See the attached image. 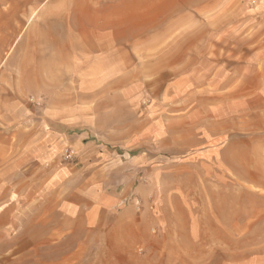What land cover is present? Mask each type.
Wrapping results in <instances>:
<instances>
[{"label":"rangeland","instance_id":"obj_1","mask_svg":"<svg viewBox=\"0 0 264 264\" xmlns=\"http://www.w3.org/2000/svg\"><path fill=\"white\" fill-rule=\"evenodd\" d=\"M258 179L264 0H0V264H232Z\"/></svg>","mask_w":264,"mask_h":264},{"label":"crops","instance_id":"obj_2","mask_svg":"<svg viewBox=\"0 0 264 264\" xmlns=\"http://www.w3.org/2000/svg\"><path fill=\"white\" fill-rule=\"evenodd\" d=\"M127 0H122V5L126 4ZM77 46H80L81 48L84 47V45L77 44ZM76 50V49H73ZM252 183L253 190L249 189L245 192L246 194V205L243 204L244 207H239V201L238 197L239 194L231 193V201H230V213L231 217L230 219H224V217L217 211V208H215V213L217 212L218 215H220V225H218L217 222H214V229L217 231V233L221 234L223 233V229H231L233 230H247L249 234L255 233L258 238L254 240L257 245L261 246V248L258 251H253L252 254L248 251L246 254V259L244 257H240L233 253V246L239 245V239H231V246H232V253L230 255V262L233 264H264V179H258L254 180ZM244 209V210H243ZM216 213V215H217ZM124 212H122V228L129 227L131 228L134 224H128L126 221H124L123 218ZM229 222V226H223L224 222L225 224ZM189 228L194 227V225L189 224ZM247 232V233H248ZM260 235L262 236L260 239ZM250 239H247V242L249 243ZM251 245V244H249ZM144 259L142 258H136L130 257L128 255H122V264H141ZM60 262L58 264H62V260H59ZM158 261V258L156 259ZM50 262V260L48 261ZM103 262H108V260H103ZM55 264V263H54Z\"/></svg>","mask_w":264,"mask_h":264},{"label":"built area","instance_id":"obj_3","mask_svg":"<svg viewBox=\"0 0 264 264\" xmlns=\"http://www.w3.org/2000/svg\"><path fill=\"white\" fill-rule=\"evenodd\" d=\"M68 158H69V157H68ZM136 205H137V206H139V205H140V203H139V202H136Z\"/></svg>","mask_w":264,"mask_h":264}]
</instances>
